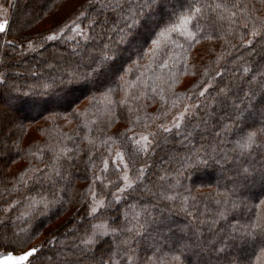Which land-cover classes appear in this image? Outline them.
<instances>
[{
  "label": "trees",
  "instance_id": "obj_1",
  "mask_svg": "<svg viewBox=\"0 0 264 264\" xmlns=\"http://www.w3.org/2000/svg\"><path fill=\"white\" fill-rule=\"evenodd\" d=\"M189 4L206 6L186 25L199 43L180 36ZM8 21L0 234L17 245L1 251L36 247L27 264H264V0H15ZM165 26L176 31L158 48ZM10 38L45 44L27 51ZM137 132L151 133L149 150ZM116 149L134 181L121 199L119 171L102 170ZM94 183L107 199L89 216ZM93 219L120 231L83 244Z\"/></svg>",
  "mask_w": 264,
  "mask_h": 264
},
{
  "label": "snow or ice",
  "instance_id": "obj_2",
  "mask_svg": "<svg viewBox=\"0 0 264 264\" xmlns=\"http://www.w3.org/2000/svg\"><path fill=\"white\" fill-rule=\"evenodd\" d=\"M148 2L151 3V0H148ZM147 6H148V4L143 5V7H147ZM138 7H139V5H138ZM204 7H206V6L205 5L196 6L195 4H189L188 5L187 12L182 17V31L180 33L181 37L191 39V40L199 43V39L197 38L198 33L193 32V31H189V29L186 27V25H188L192 20H194L196 18V16L202 12ZM226 7H227V5H222L219 3L215 4L216 9H221V8H226ZM232 7L235 8V7H237V5L233 4ZM81 15L83 16L84 13H81ZM134 15H135L134 11L129 10V16L126 17L125 19L133 18ZM233 15H235V13H233ZM8 24H9L8 20L0 21V32L5 31ZM193 27H195V25H193ZM72 31L75 32L79 36H83L86 40L90 39V37H88L87 33H85L84 30L81 28L80 24H76L75 27L72 29ZM175 31H176L175 26H165L156 34L157 38L151 39L150 42L152 45H155L159 48L161 45V40L159 38L160 37H171L172 33H175ZM200 36H201V38H204V39H211L212 38L211 35H203L202 33L200 34ZM56 38H57L56 34H51L47 37L48 40H54ZM72 39H74V37H72ZM173 42H175V41H173ZM29 47L30 48L32 47L31 43L29 44ZM166 48H167V46L165 45V50H166ZM73 51H75V49ZM108 51H109L108 45H105L104 49L100 53L98 63L102 64L104 61H107L110 59ZM149 51L154 52L155 50L150 49ZM160 66L161 67H167V64L162 63ZM63 72L70 79H73V78H75L76 73L78 72V69L72 68L71 66H69L68 68H65L63 70ZM205 74L207 75V73H205ZM217 74H219V73H217ZM38 86L47 88V87H49V84L47 81H45ZM200 94L204 95L203 92H201ZM12 99L15 100L16 98L13 97ZM120 103H124V101H120ZM185 109H187V105H185ZM180 116L182 119L183 113H181ZM176 126L177 127L180 126V120H177ZM165 130L167 131L168 129H165ZM254 135L255 134L250 133L248 138L241 144V147L242 148H251L252 144L255 142L254 141ZM141 140H143L145 142V144L143 145L144 150H147L148 137L142 136ZM136 143L139 144L140 141H136ZM116 155L118 157H120L121 159H123L120 152H117ZM57 175H59V173H57ZM123 180L128 182L129 185L131 184L130 177L127 174H125L123 176ZM118 190H120V189H118ZM104 203L105 202L102 199H99V200L95 199V193H93V206L91 208V213L96 214L98 212V209H101L104 207ZM4 211H9V209H4ZM25 223H27V221H25ZM250 227L259 228V227H261V225L260 224H253ZM91 228H92L91 233L89 235H87V237L85 239H82L81 243L90 245V244H93L97 238H102V237L108 235L109 233H118L120 231L119 228L112 227L107 220H102L96 224H93V225H91ZM24 230L25 229H21V231H24ZM129 231H131V230L129 229ZM13 235L15 236L16 233H14ZM19 243L21 245H23V244H26L27 241H20ZM123 243H127V241H124ZM5 245L16 246L17 241L11 240V239L7 238L6 236H3L2 234H0V246H5ZM37 252H38V249L36 247L30 248L27 252L23 253L22 255L15 256V257H13V253L9 252V253H7V259L10 260V259L15 258L17 261H24V260H27L29 257L34 258L35 254ZM173 260L176 262V264H180L181 257L180 256H174ZM101 264H104V261H101Z\"/></svg>",
  "mask_w": 264,
  "mask_h": 264
},
{
  "label": "rangeland",
  "instance_id": "obj_3",
  "mask_svg": "<svg viewBox=\"0 0 264 264\" xmlns=\"http://www.w3.org/2000/svg\"><path fill=\"white\" fill-rule=\"evenodd\" d=\"M14 2H15V0H0V21L9 19L11 7H12ZM3 32H0V34L3 33ZM47 34H48V36L51 35V34H56L57 37H59V35H60V33H58V32H54V33L49 32ZM10 42H13V43H15L18 46H22V48L27 50V51L28 50H33L36 47H41V46H43L45 44V43L44 44L40 43V41L37 38H31V39L26 40L25 42L16 40L15 38H10ZM30 43L32 45L31 48L29 47ZM0 81H1V74H0ZM9 96L10 95L2 97V101L5 104L10 101V97ZM191 107H192V104L190 103L187 108L189 109ZM188 109L183 110L182 112H180V114L183 113V117H184V115L186 114ZM191 110L192 109H190V111ZM20 114L23 115L22 113H19V115H18L19 118L21 116ZM180 114L177 115V117H175L173 120H171V122L166 127H171L173 124H176L177 120L181 121ZM150 135H151V133H149V132H137V133L134 134V140H135V142L136 141H140L139 146L141 148H143V145L145 144V142L143 140H141V137L142 136H147L148 137L147 150H149V148H150V146L152 144V139H151ZM147 150H145V151H147ZM117 152L121 153L123 159H121L120 157H118L116 155ZM110 161H112V164L117 168V171H119V173L121 175V178H122L121 186L118 188L120 190L117 189L116 192H115L116 198L121 199L123 197L125 191L134 184V181L132 180L131 174H130L129 163H128V161H127L122 149H116L114 154H113V156L111 157V159L107 158V159L103 160L102 170L106 171L105 169H107L110 166V164H111ZM125 174H127L130 177V180H131V184L130 185H129L128 182L123 180V176ZM98 180H103V178L101 177L100 172H98ZM109 184H110L109 182L105 183L106 186L109 185ZM93 193H95V199H97V200L102 199L104 202H106V199H107L106 196L104 195V193L97 187L96 183H94V186H93V188H92V190L90 192V203L88 204V210H87V215H89V216H94L95 215V214L91 213V208L93 206ZM104 205H105V203H104ZM99 210L100 209H98V211ZM93 220H94L93 224H96V223H98V222H100L102 220H105V219H97V220L93 219ZM91 231H90V233H91ZM112 234H114V233H109L106 236H110ZM7 253H9V252L0 250V264H27V260L28 259L24 260V261H17L15 258L8 260L7 259ZM11 253H13V252H11ZM23 253H25V252L13 253V257L22 255Z\"/></svg>",
  "mask_w": 264,
  "mask_h": 264
}]
</instances>
